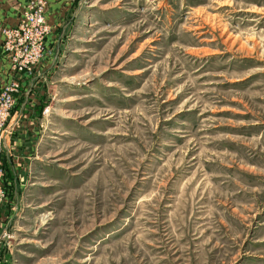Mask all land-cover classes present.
<instances>
[{"label": "rangeland", "instance_id": "rangeland-1", "mask_svg": "<svg viewBox=\"0 0 264 264\" xmlns=\"http://www.w3.org/2000/svg\"><path fill=\"white\" fill-rule=\"evenodd\" d=\"M67 1L7 125L0 264H264V0Z\"/></svg>", "mask_w": 264, "mask_h": 264}, {"label": "built area", "instance_id": "built-area-1", "mask_svg": "<svg viewBox=\"0 0 264 264\" xmlns=\"http://www.w3.org/2000/svg\"><path fill=\"white\" fill-rule=\"evenodd\" d=\"M47 0H32L18 25L3 30L4 52L10 59L14 73L10 81L0 91V203L5 197L4 179V146L8 122L17 105V97L21 93V83L32 77L35 67L47 59V37L49 27L45 24Z\"/></svg>", "mask_w": 264, "mask_h": 264}, {"label": "crops", "instance_id": "crops-1", "mask_svg": "<svg viewBox=\"0 0 264 264\" xmlns=\"http://www.w3.org/2000/svg\"><path fill=\"white\" fill-rule=\"evenodd\" d=\"M27 0H12L10 4H7L5 0H0L1 5L4 7L6 10L5 12L8 14L9 18L13 17L15 19L16 14H18L20 11L23 10V6L25 5ZM48 12H47V23L51 24L52 32L49 35L47 47H51L50 51V56L47 57L46 61L40 65V67L37 69V74L38 76H43L51 72L52 68L55 66V46H57V38L59 36V33L62 34L64 31V21L69 14V11L71 10L70 7V2L67 0H48ZM2 8V7H1ZM8 8V10H7ZM4 9L1 11H4ZM2 17H5L4 15H1ZM19 18L17 21L14 20L13 23H9L6 26L9 28H14L18 24ZM0 90L3 88L4 85H6L11 77H13V73L11 72V64H10V59L7 56V54L4 52V41H3V35H0ZM58 48V46H57ZM39 82V81H38ZM37 82V83H38ZM33 83H35V80L32 81H27L24 80L21 83V93L17 97V107L15 111L13 112L10 121L11 125H14V130H16L17 126L20 125V121L22 122V118L25 116L23 111L27 107V102L31 100L30 93L32 91ZM21 104V105H19ZM32 106V105H31ZM34 106V105H33ZM7 145V142L5 140V147Z\"/></svg>", "mask_w": 264, "mask_h": 264}]
</instances>
